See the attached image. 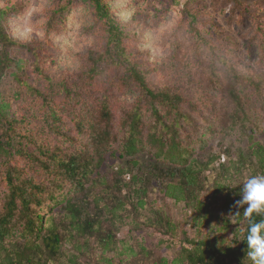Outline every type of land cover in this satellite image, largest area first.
<instances>
[{"label":"rangeland","instance_id":"374dc122","mask_svg":"<svg viewBox=\"0 0 264 264\" xmlns=\"http://www.w3.org/2000/svg\"><path fill=\"white\" fill-rule=\"evenodd\" d=\"M107 1L124 27L129 58L148 85L181 98L172 115L157 105L165 113L164 119L171 124L178 115L179 131L193 157L205 162L216 158L202 172L205 190L199 197L204 213L213 216L201 213L195 221L193 203L175 201L157 189L148 204L162 210L176 225L175 231L144 225L151 214L147 204L146 209L136 211L127 206L119 212L120 219L114 220L119 226L114 251L103 252L92 241L82 254L75 240L67 239L51 263L108 264L106 259H113L122 264H151L160 259L172 261L191 239L230 241L231 228H220L223 210L219 203L226 192L214 194V183L235 186L229 189L239 192L252 173L247 168L237 172L232 155L252 139L264 145V0ZM0 10L5 13V32L14 40L8 47L11 61L0 82V101L9 104L18 121L13 136L21 152H12L11 165L22 176L52 187L38 160L45 161L53 152L91 151L85 123L97 122L107 104L113 114L115 138L111 149L101 156L99 171L114 174L126 160L121 155L124 121L139 111L146 134L154 119L148 97L129 79L125 67L101 56L106 30L93 7L76 0H0ZM93 59L98 60L94 72ZM234 88L247 115L243 125L238 123L242 115L235 114L230 95ZM53 111L58 113L56 122L51 118ZM148 150L138 155L142 163L151 158ZM221 164L227 171H222ZM124 178L129 180L128 175ZM66 186L62 193L68 196L70 184ZM126 192L127 188L123 194ZM5 193L0 174V213ZM53 216L47 218V227L57 217ZM22 239L21 234L9 237L5 245L11 249Z\"/></svg>","mask_w":264,"mask_h":264},{"label":"trees","instance_id":"16d2710c","mask_svg":"<svg viewBox=\"0 0 264 264\" xmlns=\"http://www.w3.org/2000/svg\"><path fill=\"white\" fill-rule=\"evenodd\" d=\"M76 1L89 3L93 7L96 18L106 30L101 56H106L112 63L125 67L129 79L148 97L154 122L145 134L141 113L135 110L130 114L124 121L126 133L121 148V155L126 160L114 174H101V156L111 149L115 138L113 114L109 106L104 104L97 122L89 120L85 123L89 131L91 151L74 154L53 152L45 157V161L38 160L53 183L52 187L47 188L45 184L37 183L33 177L22 176L21 171L11 165L12 152H21L15 147L13 136L18 121L16 116L11 114L9 104L0 101V174L6 184L4 204L0 213V264H57L51 261L61 252L62 244L67 239H74L79 245L77 250L82 254H85L92 241L102 247L103 252L114 251L117 247L119 227L114 220L120 219L119 212L131 205L135 211L146 209V204L150 208L151 214L145 217L144 225L168 233L173 232L176 225L162 210L148 204L152 193L157 189L175 201L193 203L197 211L195 221L201 213L204 216H213L212 212L204 213L205 205H202L199 197L205 190V177L202 172L209 169L216 158L205 162L200 157H193L186 138L182 137L179 131L181 124L178 115H175L174 123L171 124L164 119L165 113L172 115L173 110L178 109L181 98L168 91L154 90L148 85L143 72L129 58L130 54L124 46V27L116 19L107 0ZM4 14V11L0 10V82L11 61L8 47L14 44L13 38L5 32ZM93 62L91 71L94 72L98 60L93 59ZM230 95L236 106L235 114L242 115L238 118V123L243 125V119L247 115L241 97L235 88ZM158 104L164 108V114H161ZM51 118L53 122L59 120L58 113L53 111ZM78 127L82 131V126ZM251 142L232 155L233 164L237 172L247 168L252 176L264 175V145L254 142L253 139ZM146 148L149 149L151 158L142 163L138 155ZM220 167L223 172L227 171L224 164ZM125 175L129 177L127 182ZM66 184H70L68 193L74 194L73 197L62 193L67 187ZM214 184V194L226 192L219 203L223 210V223L220 228H231V235L235 233L237 239L233 236L230 241L191 239L186 246L181 247L172 261L160 259L151 264H252L245 251L247 222L241 220L238 225H234L227 220L228 215L237 210L234 204L240 199L239 192L224 187L221 182L216 181ZM125 188L127 192L123 194ZM52 214L57 217L53 216V224L47 227V218ZM255 219H264V215ZM18 234H21L23 239L12 244L9 249L5 245L6 240ZM106 261L108 264H122L113 259Z\"/></svg>","mask_w":264,"mask_h":264},{"label":"clouds","instance_id":"9594fccd","mask_svg":"<svg viewBox=\"0 0 264 264\" xmlns=\"http://www.w3.org/2000/svg\"><path fill=\"white\" fill-rule=\"evenodd\" d=\"M239 195L240 199L234 204L237 210L230 213L227 220L234 225H238L241 220L247 222L246 257L252 264H264V219H255L264 215V175L247 177L240 187ZM232 236L237 239L235 233Z\"/></svg>","mask_w":264,"mask_h":264}]
</instances>
